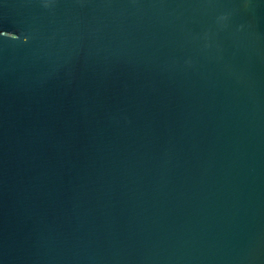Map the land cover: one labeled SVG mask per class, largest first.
Here are the masks:
<instances>
[{
    "label": "water",
    "instance_id": "water-1",
    "mask_svg": "<svg viewBox=\"0 0 264 264\" xmlns=\"http://www.w3.org/2000/svg\"><path fill=\"white\" fill-rule=\"evenodd\" d=\"M0 264H264V0H0Z\"/></svg>",
    "mask_w": 264,
    "mask_h": 264
}]
</instances>
